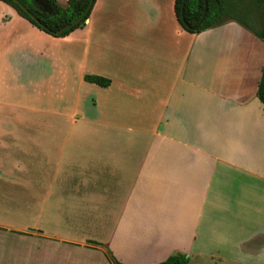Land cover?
Instances as JSON below:
<instances>
[{
	"label": "crops",
	"instance_id": "obj_1",
	"mask_svg": "<svg viewBox=\"0 0 264 264\" xmlns=\"http://www.w3.org/2000/svg\"><path fill=\"white\" fill-rule=\"evenodd\" d=\"M174 2L94 0L83 27L61 37L84 52L102 39L115 46L120 65L86 73L110 80L97 85L104 93L93 104L98 119L153 125L131 131L125 146L117 145L122 130L76 131L111 138L86 147L93 158L79 154L76 194L51 205L28 200V212L42 217L48 209L55 228L22 229L12 220L28 215L22 196L0 195V233L20 241L10 252L0 248V264H110L105 248L123 264H157L174 253L186 254L187 264H264V43L235 20L188 32ZM53 39L0 0V59L16 68L52 63ZM243 44L253 49L244 53ZM36 137L0 129L9 156H0V177L21 183ZM46 154L58 169L64 151ZM83 218L96 220V233L76 237Z\"/></svg>",
	"mask_w": 264,
	"mask_h": 264
},
{
	"label": "rangeland",
	"instance_id": "obj_2",
	"mask_svg": "<svg viewBox=\"0 0 264 264\" xmlns=\"http://www.w3.org/2000/svg\"><path fill=\"white\" fill-rule=\"evenodd\" d=\"M263 19L264 8H253L248 22L253 29H258L261 27ZM106 34L108 35V33ZM108 42L110 41L108 40ZM108 42L103 39L98 40L95 43L97 46L92 43L91 47L84 52L77 43L61 40V37H54L52 43L48 44L53 55L52 63L46 59V61L38 62L35 66L26 65L16 68L7 64L8 58L0 59L2 67H5L0 69V102L2 101L0 116L10 117V121L6 123L0 122V129L37 132L34 144L37 155L25 159L26 169L22 171L23 180L21 183H14L13 179L8 180L7 177L6 179L0 177V195L22 196L21 211L27 212L28 215L21 219H19L20 217L11 218L18 222V226L20 225L19 227L22 229L41 232L43 226H46L49 220L52 221V218H48V209L45 210L42 217H37L35 209L28 212L31 209L29 208L31 203L28 201L30 197L39 196L43 201H46L45 205H51L54 197L61 200L62 195L76 194L78 192L77 180L72 178H76L79 154H82L83 158H93L94 152L87 148L95 146V142L98 145L101 139L108 141L111 138L108 135L84 134L79 136L76 133L77 130H89L90 132L94 130H122L125 134L118 138L117 145L125 146L126 141H128L127 145H132L130 142L131 131H143L153 125V123L137 121L103 122L98 119L93 104L97 95L104 94H102L103 89L97 84L83 80V75L93 73L94 70L112 71L116 65H120V61L114 57L115 46ZM261 43L264 42L261 41ZM240 49L245 53L253 48L243 44ZM118 95V93L113 94L114 97H118ZM67 130L70 131L68 136L63 137L58 134ZM112 140L114 139L112 138ZM134 140L139 145H145L146 142L145 137H137ZM57 151H64L63 161L58 169L50 163L47 158L49 156L46 154ZM0 156L9 159L3 149H0ZM66 177L70 179L64 180ZM69 181L71 184L67 183ZM72 204H76V202ZM78 219L74 217L71 220L77 221ZM95 222L94 219L83 218L82 224H87L76 229V237L81 234L96 233L93 230ZM47 226L56 227L52 222L49 225L47 223ZM59 229L61 230V228ZM19 242L15 236L4 232L0 233V248L5 249L4 253L10 252Z\"/></svg>",
	"mask_w": 264,
	"mask_h": 264
},
{
	"label": "trees",
	"instance_id": "obj_3",
	"mask_svg": "<svg viewBox=\"0 0 264 264\" xmlns=\"http://www.w3.org/2000/svg\"><path fill=\"white\" fill-rule=\"evenodd\" d=\"M2 1L13 6L17 13L31 24L54 37L66 36L73 30L83 27L91 10L79 23L57 33L60 28L82 15L89 0H67L65 7L60 6L56 0H19L28 9V12L22 10L13 0ZM253 8H264V0H207L205 18L198 29L194 30L193 27L198 23L204 11L203 0H175L174 2L176 18L181 27L188 32H201L227 20H235L264 42V19L258 29H253L248 22ZM83 80L102 87L110 84L108 78L95 74H85ZM258 97L264 105V68L258 88ZM104 254L110 264H123L108 248H105ZM188 260L186 254L174 253L157 264H187Z\"/></svg>",
	"mask_w": 264,
	"mask_h": 264
},
{
	"label": "water",
	"instance_id": "obj_4",
	"mask_svg": "<svg viewBox=\"0 0 264 264\" xmlns=\"http://www.w3.org/2000/svg\"><path fill=\"white\" fill-rule=\"evenodd\" d=\"M22 10H24L25 12H28V9L19 1V0H13ZM94 0H89V3L85 9V11L82 13L81 16H79L78 18H76L75 20H73L71 23L63 26L62 28H60L57 33L63 32L71 27H73L74 25H76L77 23H79L84 16L89 12V10L91 9L92 5H93ZM204 2V11L203 14L200 18V20L198 21V23L193 27L194 30L198 29V27L201 25L203 19L205 18V14H206V10H207V0H203Z\"/></svg>",
	"mask_w": 264,
	"mask_h": 264
}]
</instances>
